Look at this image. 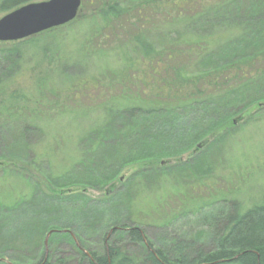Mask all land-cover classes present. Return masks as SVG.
Segmentation results:
<instances>
[{
    "label": "trees",
    "instance_id": "16d2710c",
    "mask_svg": "<svg viewBox=\"0 0 264 264\" xmlns=\"http://www.w3.org/2000/svg\"><path fill=\"white\" fill-rule=\"evenodd\" d=\"M31 1L39 0H0V13ZM92 17L101 23L90 40L103 29L104 39L115 32L94 49L106 43L121 55L118 80L115 73L78 79L62 100L56 92L46 99L39 83L36 94L0 98V171L29 188L0 198V264H264V197L247 207L205 205L195 212L200 234L154 245L145 234L154 225L149 214L132 206V176L97 197L85 190L103 191L129 164L180 156L264 103V0H109ZM59 27L0 43L32 45ZM16 45L0 50V74L3 62L18 60ZM89 89L104 93L85 109L101 108L104 117L73 134L74 159L59 169L54 163L68 139L37 142L43 131L36 123L50 110L64 114V100ZM60 240L72 246V260L58 255Z\"/></svg>",
    "mask_w": 264,
    "mask_h": 264
},
{
    "label": "rangeland",
    "instance_id": "374dc122",
    "mask_svg": "<svg viewBox=\"0 0 264 264\" xmlns=\"http://www.w3.org/2000/svg\"><path fill=\"white\" fill-rule=\"evenodd\" d=\"M104 1L109 0H81L77 16L72 21L61 25L55 32L38 37L31 42L32 45L0 43V50L13 48L15 45L19 49L18 60L14 63H2L5 68L3 74H0V98L15 94H36L39 83L46 99L53 92L55 97L56 92L61 93L62 100L63 91L78 79L91 75L110 77L115 73L113 76L118 80L117 76L124 73L120 70L123 60L121 55L114 49H109L113 45H105L104 42L102 50L96 52L94 49L99 48L97 43H102L101 41L115 39V32L111 30V36L107 33L104 39L106 29H103L101 37L96 40H90L88 34L93 28H99L101 21L92 17V14ZM4 14L0 13V17ZM87 37L90 40L89 48L81 44ZM82 48H88V53L81 54ZM8 84L9 87L6 88ZM82 92L86 95H76L72 102L64 100L65 104H69L64 114L54 115L50 110V114H45L36 123L43 131L37 142H54V139H62L61 136L68 139L54 163L59 169L74 159L71 153L75 154L71 150L74 145L70 144L73 134L88 126L91 119L104 117L101 108L85 109L93 107L92 102H96L97 96L104 92L91 89ZM87 95L91 97L87 98ZM59 105L64 106L62 103ZM200 144L180 156L169 157L154 164L147 161L129 164L103 191L90 188L85 190L90 196L97 197L107 188H115L132 176L134 179L129 182L132 206L139 212L149 214L147 218L154 225L146 228L145 234L154 245L166 243L167 238L194 237L200 234V229L194 222L195 212L205 205L211 204L210 208L219 207L226 203L223 201L236 200L247 207L264 197V103L250 105L237 113L229 129L207 135ZM194 153H199L201 160L190 157ZM28 192L26 180L14 172L0 171V198L11 199ZM94 246L96 245L93 244L92 247ZM55 248L60 257L71 260L74 258V250L65 240H60ZM136 253H140L139 248L133 255Z\"/></svg>",
    "mask_w": 264,
    "mask_h": 264
},
{
    "label": "water",
    "instance_id": "95a60500",
    "mask_svg": "<svg viewBox=\"0 0 264 264\" xmlns=\"http://www.w3.org/2000/svg\"><path fill=\"white\" fill-rule=\"evenodd\" d=\"M81 0H40L28 2L0 17V41H16L72 21ZM50 230L45 235L47 246ZM112 229L108 231V236Z\"/></svg>",
    "mask_w": 264,
    "mask_h": 264
}]
</instances>
